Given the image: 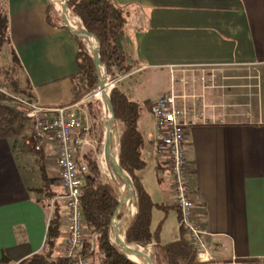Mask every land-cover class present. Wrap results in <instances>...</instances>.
<instances>
[{
    "label": "crops",
    "instance_id": "1",
    "mask_svg": "<svg viewBox=\"0 0 264 264\" xmlns=\"http://www.w3.org/2000/svg\"><path fill=\"white\" fill-rule=\"evenodd\" d=\"M4 1L11 43L30 79L35 103L53 109L74 107L88 124V103H73L78 96L72 78L78 72L77 35L63 26L54 1ZM110 1L127 20L124 50L137 63L125 76L159 71L171 78L169 90L152 102L124 92L140 111L147 164L138 176L156 204L153 230L162 223L164 244L180 237L170 163L158 154L161 133L156 122L148 126L143 121L147 115L155 120L154 104L174 93L177 106L187 112L183 122L190 196L195 218L208 232L206 256L264 264V0ZM52 5L58 26L49 21ZM68 19L84 27L70 9ZM26 141L15 145L0 140V262L10 264L22 263L46 243L52 209L39 202L36 190L42 183L36 174L41 163L56 185L57 197L64 194L57 143L48 141L41 162L33 149V131ZM92 141V147L78 148L77 161L84 162V155L96 150ZM58 202L64 214L65 203ZM136 212L137 207L133 216ZM66 236L65 228L60 255Z\"/></svg>",
    "mask_w": 264,
    "mask_h": 264
},
{
    "label": "trees",
    "instance_id": "2",
    "mask_svg": "<svg viewBox=\"0 0 264 264\" xmlns=\"http://www.w3.org/2000/svg\"><path fill=\"white\" fill-rule=\"evenodd\" d=\"M68 7L72 15L82 21L86 31L100 40V61L112 79L118 75L125 76L137 67V63L131 61L124 50L123 40L127 20L117 6L110 0H69ZM49 13V21L57 22L55 25L58 26V12L53 5L50 6ZM75 38L78 42V72L72 78L76 80L78 96L73 103L81 101L98 89L97 70L87 43L81 37L75 36ZM7 51L11 53L12 63L7 67H0V140H10L13 144L19 145L28 140L33 131V122L27 117L19 100L36 102V96L11 43L7 5L4 0H0V59H4ZM110 98L120 129L117 153L119 165L131 176L136 192L137 212L127 226V243L140 247L152 245L153 264H203L198 258L199 251L189 242L184 229H180L178 239L166 244L160 240L162 223L157 230H153L152 218L156 204L138 176L147 164L144 159L145 139L139 128V107L122 92L119 86L111 91ZM94 104L88 103L93 122L89 136L95 143L97 142V146L96 150L86 153L83 157L88 168L83 185V215L86 229L84 256L88 257L92 264H96L99 260L103 264H139L138 262L145 264L143 259L135 255L130 257L138 262L123 254L110 239L109 227L119 205L120 196L117 189L105 180L100 168L98 154L104 131L95 112V107L98 105ZM28 132L30 134H27ZM36 154L42 162L44 159L42 151ZM38 168L42 178V183L36 188L41 194L39 202L48 210L52 209V214L43 249L20 264H76L58 254L63 232L61 222L63 211L57 201L58 193L50 181L45 165L41 163ZM95 234H97L96 250L91 252ZM250 263L259 264L260 261L251 259ZM0 264L10 263L3 260Z\"/></svg>",
    "mask_w": 264,
    "mask_h": 264
},
{
    "label": "built area",
    "instance_id": "3",
    "mask_svg": "<svg viewBox=\"0 0 264 264\" xmlns=\"http://www.w3.org/2000/svg\"><path fill=\"white\" fill-rule=\"evenodd\" d=\"M52 1L57 11L61 12L64 0ZM102 74L110 93L125 77L118 75L112 79L107 74L105 66L102 67ZM99 93V89L94 90L82 103L99 99ZM21 103L27 117L33 122L34 151H42L51 139L58 145L57 165L64 194L57 197V201L62 200L65 203V213L61 222L67 232L63 256L76 264H92L91 260L84 256L86 229L83 215V185L88 168L85 162L76 159L78 148L92 147L93 141L89 137L90 126L84 124L82 118L72 111L74 107L53 109L35 102ZM152 114L161 133L158 154L167 156L170 163L179 212V227L187 232L189 242L199 251V260L205 264H252L237 257L226 261H214L206 256L204 249L208 242V232L196 220V204L190 196L185 147L186 124L183 122L187 112L177 106L176 95L168 93L157 100L152 108ZM96 237L97 234L93 237L91 252L96 250ZM96 264L103 263L99 260Z\"/></svg>",
    "mask_w": 264,
    "mask_h": 264
},
{
    "label": "rangeland",
    "instance_id": "4",
    "mask_svg": "<svg viewBox=\"0 0 264 264\" xmlns=\"http://www.w3.org/2000/svg\"><path fill=\"white\" fill-rule=\"evenodd\" d=\"M11 63H12L11 62V53H10V51H7L4 59H2V58L0 59V67L1 68L4 66L7 67ZM165 74L166 73H162L159 71H145V72H142V73L134 75V76L128 75V76H125L121 80V82L118 86L122 90V92L129 94L132 99H141V100L150 99L152 102L159 97V94L161 92H166L169 90L167 83H168V85H169V83H171V78L167 79ZM108 94H110L109 89H108ZM19 101L20 102H23V101L29 102L28 100H25V99H20ZM91 102L95 103L94 105H98L97 107H95V112H97V115L99 118L98 121L101 124L104 133H105L106 126H108L111 123H113V125H116L114 132H113L112 151L117 156L118 147H119V136H120V129H119L118 123L115 124V122H113L112 120H110V121L106 120L103 100L95 99V100H92ZM30 103H33V102H30ZM88 103H90V102H88ZM143 121L148 126L152 125L153 122H155V120L149 115H147L145 117V119H143ZM88 124L91 127L93 122L91 120H89ZM27 134H30V133L28 132ZM103 141H104V135H103L102 143H101V145H99L100 151L98 154V158H99L100 168L102 170V174H103V177L105 178V180L110 182L117 189L119 196L121 197L122 191L120 189V184H119V181H121V177H119L117 175L114 168L110 169L108 166L103 165ZM23 144H24V142H23ZM26 144H27V141H26ZM95 146H97V142H96ZM25 170L27 172L28 169L25 168ZM36 170H37L36 171L37 177H39V174H40L39 168ZM147 172H148V170H147ZM53 187L54 188L56 187L55 183H53ZM130 205H131L132 210H133V213L131 216H133L134 212L136 211V199L135 198L131 201ZM129 207L130 206L128 205L127 207L124 208V210L122 211L121 218L119 219V227H120L121 231H124L126 221H127V219H129V213H128ZM154 222L155 223L158 222L157 216H154ZM64 233H65V227H63V232H62L63 235L60 239L59 247H60V245L64 239ZM110 239H111L112 244L115 247H117L116 244L112 240V235H110ZM122 241H123V239H122ZM143 248L146 249V251L148 252V254L151 257V255L153 253V247H150L148 245V246H145Z\"/></svg>",
    "mask_w": 264,
    "mask_h": 264
},
{
    "label": "water",
    "instance_id": "5",
    "mask_svg": "<svg viewBox=\"0 0 264 264\" xmlns=\"http://www.w3.org/2000/svg\"><path fill=\"white\" fill-rule=\"evenodd\" d=\"M68 2H69V0H64L63 9L60 12V20H61L63 26L66 29L72 31L77 36L83 38L86 41L88 48H89V46H88L89 41H88V39L86 37L87 35L92 36L97 41V43H98L97 49L95 51H90V54H91V56L94 59L96 70H97L98 89L101 90L102 89V84L104 82L103 74H102V67L104 65L100 61L101 42H100V40L97 37H95L94 35L88 33L84 27H77V26H75L74 24H72L69 21V19H68V10H69ZM65 18H67L68 21H66ZM79 32H82V33L79 34ZM108 98H109L110 105L112 106V109H113L112 120L116 124L117 123L116 115H115V110H114V107H113V104H112V101H111V98H110V94H109ZM115 127H116V125H113V123H111L108 126H106V128H105L104 141H103V157L106 158V160H108V155H109V153L111 151V145H112V142H113V132H114ZM110 166L112 167V169L114 168V165L110 164ZM115 169L117 171H119V172H123V173L126 174L128 183H127V185L125 186L124 190L121 193L119 205L117 207V210H116V212L114 214V217L112 219L111 225L109 227V234L110 235H112L113 230H114L113 226H114V224L116 222L119 221L120 215L122 214V211L124 210L125 207L128 206V202L130 200L129 199V191H130V189L133 190L134 198L136 199L135 186H134V183H133V180H132L131 176L119 165V161H118V165L115 166ZM132 217L133 216L129 215V219H127V222L125 224V229L123 231L124 232L123 247H124L126 252H124L121 247H119L117 245L116 246L118 247V249L121 250V252L123 254L127 255L128 257H130V255H139V254H141L142 256L145 257V259L147 261V264H153L152 258L150 257V255L148 254V252L146 251L145 248L140 247V246H136V245H130V244L127 243L126 231H127L128 223L130 222ZM132 260H134V259H132ZM134 261H136V260H134ZM136 262H138V261H136ZM138 263L142 264L140 262H138Z\"/></svg>",
    "mask_w": 264,
    "mask_h": 264
},
{
    "label": "bare ground",
    "instance_id": "6",
    "mask_svg": "<svg viewBox=\"0 0 264 264\" xmlns=\"http://www.w3.org/2000/svg\"><path fill=\"white\" fill-rule=\"evenodd\" d=\"M65 20L68 21L67 18H65ZM81 33L82 32H79V34H81ZM86 37H87V39L89 41L88 46H89L90 50L91 51H95L97 49V47H98L97 41L92 36L87 35ZM108 96H109V94H108V86L106 85V82L104 81L103 84H102V89L100 90V93H99L98 97H99L100 100H103L106 120L110 121V120H112L113 109H112V106L110 105ZM112 147H113V142H112V145H111V151H110V153L108 155V160H106V158L103 157V165L108 166L110 169H112L110 164L114 165L115 172L117 173V175L119 177H121V181H119V184H120L121 191H123L125 186L127 185L128 181H127V177H126L125 173L119 172V171H117L115 169V166L118 165V157L116 156V154L113 153ZM133 197H134V192H133L132 189H130V191H129V199L130 200L128 202V205L130 206L128 208L129 215H132V213H133L132 207L130 205L131 201L134 199ZM113 228H114L113 233H112L113 242L117 246L121 247L124 252H126L124 247H123V243L124 242L121 240V232L122 231L120 230V227H119V221L114 224ZM135 256L139 257L140 259H143L145 261V264H147V261H146L144 256H142L141 254L135 255Z\"/></svg>",
    "mask_w": 264,
    "mask_h": 264
}]
</instances>
